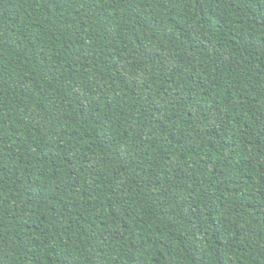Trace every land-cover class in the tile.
<instances>
[{"label":"trees","instance_id":"obj_1","mask_svg":"<svg viewBox=\"0 0 264 264\" xmlns=\"http://www.w3.org/2000/svg\"><path fill=\"white\" fill-rule=\"evenodd\" d=\"M0 264H264V0H0Z\"/></svg>","mask_w":264,"mask_h":264}]
</instances>
